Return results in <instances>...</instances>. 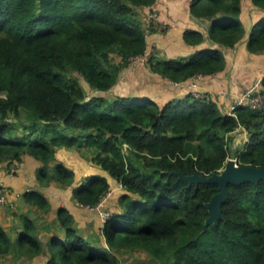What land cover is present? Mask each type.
Listing matches in <instances>:
<instances>
[{
  "label": "trees",
  "instance_id": "obj_1",
  "mask_svg": "<svg viewBox=\"0 0 264 264\" xmlns=\"http://www.w3.org/2000/svg\"><path fill=\"white\" fill-rule=\"evenodd\" d=\"M155 2L0 0V163L8 160L15 173L17 166H11L32 155L42 161L37 171L41 185L68 186L75 170L58 160L57 148L86 147L91 159L123 186L119 209L109 212L102 229L108 248H94L75 227L69 209L60 206L63 235L44 242L36 221L21 213L23 228L15 238L0 224V255L33 258L44 253L46 264H121L119 253L142 249L151 257L139 264H264V180L230 184L224 218L204 228L206 203L219 184L190 183L171 173L220 171L230 154L228 134L239 126L249 136L236 154L239 163L264 166V106H239L234 116L216 99L190 93L159 104L142 97L90 94L86 88L112 89L130 58L146 53L137 7ZM252 2L264 10V0ZM190 12L210 20L209 38L221 47L183 57L149 56L152 71L174 81L216 73L227 64L222 47L233 48L248 34V50L264 52V16L248 33L242 0H192ZM205 38L202 30L184 31L189 44ZM22 112L28 113L26 121H35L31 127L14 119ZM60 125L73 134L57 133ZM110 190L107 176L92 174L74 189L73 198L92 207ZM23 198L50 209V199L39 189L25 191ZM11 203L8 197L0 200L15 209Z\"/></svg>",
  "mask_w": 264,
  "mask_h": 264
},
{
  "label": "crops",
  "instance_id": "obj_2",
  "mask_svg": "<svg viewBox=\"0 0 264 264\" xmlns=\"http://www.w3.org/2000/svg\"><path fill=\"white\" fill-rule=\"evenodd\" d=\"M192 0H156L152 5L138 6V17L144 25V20L151 9H155L161 21L167 24V29L155 30L147 35L146 55L159 58L183 57L205 49L207 47H221L213 43L209 38L210 20L197 18L190 12ZM264 16V10L256 7L252 0H242L241 19L243 25L251 32L254 24ZM187 28L202 30L205 33V41L200 44H189L184 39V31ZM249 34L237 46L222 47L226 56L225 69L209 75H202L200 78L203 90L242 91L250 86L257 78L264 76V52L253 53L247 48ZM140 64L143 67H141ZM129 65L121 72L119 81L110 90H95L86 88L90 94L105 95L113 98L116 95L142 97L154 99L159 104H164L171 99H177L188 95V90L173 87L170 80L161 74L154 72L148 63H136ZM123 75V76H122ZM86 83V82H85ZM170 84V85H169ZM224 112L229 103L228 97L216 99ZM248 138V131L241 127L231 136V146L235 150L244 148ZM84 147L61 146L57 148L58 160L75 170V180L71 185L62 186L58 183L41 185L37 178V171L42 165L38 158L26 154L17 166V171H9V161L0 163V178L8 186V198L15 204V209H8L0 205V224L5 227L12 237L22 230L23 222L21 213L29 214L38 224L39 236L47 242L53 235H63L62 228L57 217V210L60 206L66 207L73 214L74 224L77 230L85 236L90 243L108 248L107 237L102 229L104 222L96 208L82 205L74 198V189L87 181L89 175L101 174L108 177L111 183V190L107 193L103 207L108 211L119 209V195L123 191L118 180L113 178L109 172L95 163L91 156H86ZM236 155V154H235ZM54 162L51 165L54 166ZM106 171V172H105ZM30 189H39L50 199V209L43 210L37 206L24 201L23 194ZM4 262L11 264H46L47 255L40 254L33 258L14 257L13 254L6 256ZM2 260V259H1Z\"/></svg>",
  "mask_w": 264,
  "mask_h": 264
},
{
  "label": "built area",
  "instance_id": "obj_3",
  "mask_svg": "<svg viewBox=\"0 0 264 264\" xmlns=\"http://www.w3.org/2000/svg\"><path fill=\"white\" fill-rule=\"evenodd\" d=\"M144 28L146 31V35H149L155 30L162 31V30L167 29V24L161 21L158 12L155 9H151L144 20ZM147 60H148V57L146 53L135 55L130 58V65H134L136 63L146 64ZM201 77H202L201 74H197V75L190 77L188 80H184V81L183 80L174 81L170 79L169 80H170V84L173 87L186 89L188 90V93L192 94V96H194L195 98L209 100V99H217L219 97H228L230 101L227 105L226 112L230 115L237 116V108L239 106H244L250 109H260L264 106V86L262 84L263 76L257 78L250 86L244 88L242 91H233V90L229 91L228 89H221L217 91L203 90L200 84ZM241 127L243 126H239L235 130L230 132L228 136L229 135L232 136ZM228 136H227V139H228ZM246 141H248V138ZM125 145L127 146V144ZM230 156H231V153L229 154V157ZM234 158L237 159L236 156ZM11 169L15 170L16 164H13L11 166ZM0 184H4L2 178H0ZM120 186L123 188L122 184H120ZM2 191L5 192V194L1 195L0 200L4 202L6 200V197H8L9 189L6 185H4L2 187ZM106 195L102 198V200L96 206H92V208L94 207L98 209L99 215L101 216L103 222L106 221L108 214L110 212L103 207V202L105 201ZM11 205L15 206L13 202L11 203Z\"/></svg>",
  "mask_w": 264,
  "mask_h": 264
},
{
  "label": "water",
  "instance_id": "obj_4",
  "mask_svg": "<svg viewBox=\"0 0 264 264\" xmlns=\"http://www.w3.org/2000/svg\"><path fill=\"white\" fill-rule=\"evenodd\" d=\"M178 174L181 179L190 183H218L219 191L215 193L210 201L206 203L209 210V216L205 220L204 228L215 223L219 219L224 218L222 204L229 197L230 184H241L247 181L264 180V166L243 165L236 158H228L225 166L220 171L211 175L199 173L197 171L192 174H185L183 171H172Z\"/></svg>",
  "mask_w": 264,
  "mask_h": 264
},
{
  "label": "rangeland",
  "instance_id": "obj_5",
  "mask_svg": "<svg viewBox=\"0 0 264 264\" xmlns=\"http://www.w3.org/2000/svg\"><path fill=\"white\" fill-rule=\"evenodd\" d=\"M142 64V63H141ZM137 65H140V64H136ZM141 67H143L142 65H140ZM123 76V75H122ZM120 79H122V77H120ZM84 82V81H83ZM170 85V84H169ZM223 110V109H222ZM28 113L26 112H22L21 116L18 117V118H14L15 120H17V122H25L26 119H28ZM27 122V125L29 127H31V125L35 122L34 120H31V121H26ZM21 124V123H20ZM37 124V123H36ZM38 124H40V127H42V125H45L41 122H39ZM17 127V126H16ZM19 132L21 134L22 131H24V128L22 127V125L19 127ZM55 131L59 134H73L72 130L71 129H67L65 128L63 125H60L59 128H55ZM246 143V142H245ZM232 144V142H231ZM229 148H230V145H229ZM84 151H87V154L86 156H91L92 155V152L91 150H89L88 148L84 147ZM230 153H231V156L229 158H234L238 152V150L236 151L234 147L231 146L230 148ZM10 166V164L8 165ZM107 171V170H106ZM105 171V172H106ZM108 172V171H107ZM14 207V206H13ZM98 210V209H97ZM99 212V211H98ZM94 248L96 249H105V247H102V246H97V245H93ZM120 255V258H121V264H139L140 261L142 260H147L151 257V255L145 251V250H142V249H125L122 253H119ZM2 259V260H1ZM0 260L2 262L5 261V257L4 258H1L0 256ZM19 264V263H18ZM23 264V263H22Z\"/></svg>",
  "mask_w": 264,
  "mask_h": 264
}]
</instances>
